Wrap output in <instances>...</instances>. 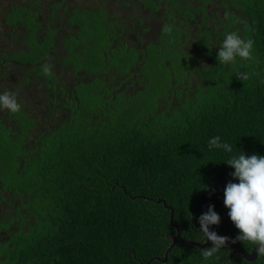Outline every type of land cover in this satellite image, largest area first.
I'll return each instance as SVG.
<instances>
[{
	"label": "trees",
	"instance_id": "trees-1",
	"mask_svg": "<svg viewBox=\"0 0 264 264\" xmlns=\"http://www.w3.org/2000/svg\"><path fill=\"white\" fill-rule=\"evenodd\" d=\"M78 1L0 6V93L21 105L0 108V264H264L227 245L208 260L182 244L154 259L176 232L171 210L184 240L205 241L209 205V230L239 235L226 162L264 156V0ZM104 13L110 47L91 32ZM233 31L254 41L251 61L216 59ZM216 136L231 153L209 148Z\"/></svg>",
	"mask_w": 264,
	"mask_h": 264
},
{
	"label": "clouds",
	"instance_id": "clouds-1",
	"mask_svg": "<svg viewBox=\"0 0 264 264\" xmlns=\"http://www.w3.org/2000/svg\"><path fill=\"white\" fill-rule=\"evenodd\" d=\"M93 3H96L93 0ZM163 31L170 33L171 26L166 25ZM254 41L249 38L242 39L237 32L233 31L225 35L220 44L216 59L222 64L234 63L236 58L252 60ZM43 71L49 74L51 66L43 65ZM236 78L243 81L249 79V75L238 72ZM0 108L8 109L11 112H18L21 109L17 102L16 94L9 91L0 93ZM209 148H220L231 153L232 146L228 143H221L220 137L216 136L209 140ZM234 169L230 175L238 180V183L228 182L224 188V206L229 209L228 216L239 235L231 240L235 244L240 242H251L258 246L256 254L264 256V156L257 154L232 155L226 162ZM213 205L208 206L207 212L198 218L200 231L205 240L211 241L212 246L201 250L205 260L212 258L221 248L226 246L230 240L227 236H219L216 232L210 231V225H218L220 216L213 210ZM219 259V257H216Z\"/></svg>",
	"mask_w": 264,
	"mask_h": 264
},
{
	"label": "water",
	"instance_id": "water-1",
	"mask_svg": "<svg viewBox=\"0 0 264 264\" xmlns=\"http://www.w3.org/2000/svg\"><path fill=\"white\" fill-rule=\"evenodd\" d=\"M157 202H161L165 208L170 209V207H168L163 200H158ZM170 224H171V226L176 228V232L174 235L171 236V244L169 245V247L165 251L163 258H154L155 260L163 262V263L167 262V257L169 255V253L178 244L190 245V246H194V247L200 248V249H206L210 245V241H208V240H205L203 243H198L196 241L182 239L180 232L178 231V228L176 227V225L174 223H172V210H171V214H170ZM210 231H214V230H210ZM214 232H216V231H214ZM217 235H219V234L217 233ZM226 245L228 247H230L231 249L235 250L236 252H238L240 254V256L242 257V259H244L247 262H251V261L255 260L257 257L256 248L258 246H254L252 248L251 252H247L244 249H242L241 247L232 244L230 241L226 242ZM152 260H153V258H151L146 264H148Z\"/></svg>",
	"mask_w": 264,
	"mask_h": 264
},
{
	"label": "rangeland",
	"instance_id": "rangeland-1",
	"mask_svg": "<svg viewBox=\"0 0 264 264\" xmlns=\"http://www.w3.org/2000/svg\"><path fill=\"white\" fill-rule=\"evenodd\" d=\"M79 1L78 0H75V2H74V4H77ZM114 4H116V5H118L120 2H121V0H118V1H112ZM81 3V2H80ZM165 3V2H164ZM5 5H6V2H4V0H0V6L1 7H5ZM99 6H100V4H98ZM120 5V4H119ZM168 4L167 3H165V7L167 6ZM113 7V6H112ZM112 9H110V11H111ZM110 13H112V12H110ZM113 15V14H112ZM109 15L108 14H106V13H104V14H102V18H101V21H98L97 22V24H96V27H95V29L94 30H92L91 32H97V35H99V37H98V39H97V41H99L100 43H101V46L102 47H110V44H109V42L111 41L110 40V28H109V24L107 23V21L105 20L106 19V17H108ZM109 19V18H108ZM112 20H113V22L115 21L113 18L112 19H109V21L108 22H110V23H112ZM115 23H112V25H111V27L114 25ZM114 26H116V25H114ZM118 32L116 33V36L117 37H120V34H119V32L121 33V34H123L122 33V31H120V30H117ZM185 36H186V38H187V35H186V33H185ZM121 38V37H120ZM184 37L182 36V39H183ZM2 43L4 44L3 46H2V48H5L6 47V45H7V43H8V40L6 39H3V41H2ZM94 43L96 44V41L94 40ZM184 48H190L188 45H184V46H182L181 47V49H184ZM132 79H134L135 80V77L134 76H132ZM137 80H139V78L137 79ZM115 81V80H114ZM135 82V81H134ZM138 83V82H137ZM112 84H115L114 82H112ZM135 85H136V83H135ZM117 87V86H116ZM117 89L119 90L120 88L119 87H117ZM140 89V85H136L135 87H134V90H139Z\"/></svg>",
	"mask_w": 264,
	"mask_h": 264
}]
</instances>
